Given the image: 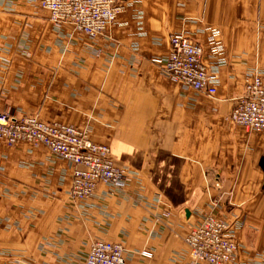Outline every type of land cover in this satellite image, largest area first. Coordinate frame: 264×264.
I'll return each mask as SVG.
<instances>
[{"label": "crops", "instance_id": "crops-1", "mask_svg": "<svg viewBox=\"0 0 264 264\" xmlns=\"http://www.w3.org/2000/svg\"><path fill=\"white\" fill-rule=\"evenodd\" d=\"M124 2L91 38L39 0H0V111L77 126L126 172L75 201L72 162L0 142V264H81L96 240L123 244L127 264H190L185 236L209 213L231 226L236 264H264V131L228 119L247 77L264 79V0ZM173 33L203 46L215 94L151 61Z\"/></svg>", "mask_w": 264, "mask_h": 264}, {"label": "built area", "instance_id": "built-area-1", "mask_svg": "<svg viewBox=\"0 0 264 264\" xmlns=\"http://www.w3.org/2000/svg\"><path fill=\"white\" fill-rule=\"evenodd\" d=\"M57 26L70 24L91 38L106 34L125 9L124 0H41ZM168 56L152 57L151 61L176 82L216 93L218 75L204 61L203 46L184 33L170 36ZM229 120L249 132L264 131V81L255 73L246 79L244 92L237 99ZM0 139L14 145L26 140L50 150L73 163L70 195L75 201L86 200L100 183L119 187L126 172L113 157L109 145L90 139L88 132L77 126L45 122L35 116L16 118L0 112ZM169 215V213H166ZM225 220L209 213L185 236L190 264H236L239 245ZM140 254L153 257L143 249ZM81 264H127L126 249L118 242L94 241Z\"/></svg>", "mask_w": 264, "mask_h": 264}, {"label": "rangeland", "instance_id": "rangeland-1", "mask_svg": "<svg viewBox=\"0 0 264 264\" xmlns=\"http://www.w3.org/2000/svg\"><path fill=\"white\" fill-rule=\"evenodd\" d=\"M39 3H40V5L42 6V3H41V0H39ZM43 7V6H42ZM43 8H45V7H43ZM46 9V8H45ZM51 19V18H50ZM53 22V21H52ZM255 74V73H254ZM260 75V74H259ZM250 76V75H249ZM261 76V75H260ZM262 77V76H261ZM263 79V78H262ZM263 81H264V79H263ZM0 112H10L13 116H15L16 118H22V117H27V116H35V117H37V118H39L40 120H42V121H45V122H54V121H47V120H43V119H41L38 115H36V114H26V115H22V116H16L12 111H10V110H5V111H0ZM58 123H60V122H58ZM64 124V123H63ZM70 125V124H69ZM22 141H26V140H22ZM0 142H3V143H6V144H8V145H10V146H13V145H11V144H9L7 141H5V140H1L0 139ZM20 142V141H19ZM18 143V142H17ZM16 143V144H17ZM32 143V142H31ZM33 144V143H32ZM34 145V144H33ZM46 146V145H45ZM48 147V146H47ZM49 148V147H48ZM50 149V148H49ZM16 263L17 264H23V263H26L24 260H22V259H16Z\"/></svg>", "mask_w": 264, "mask_h": 264}]
</instances>
